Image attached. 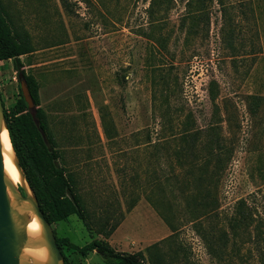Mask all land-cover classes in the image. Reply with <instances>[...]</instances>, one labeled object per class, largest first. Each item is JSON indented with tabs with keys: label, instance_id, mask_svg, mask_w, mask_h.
<instances>
[{
	"label": "rangeland",
	"instance_id": "rangeland-1",
	"mask_svg": "<svg viewBox=\"0 0 264 264\" xmlns=\"http://www.w3.org/2000/svg\"><path fill=\"white\" fill-rule=\"evenodd\" d=\"M0 3L88 218L51 223L65 264H107L74 249L94 239L147 264H264V0ZM0 93L22 102L13 59Z\"/></svg>",
	"mask_w": 264,
	"mask_h": 264
},
{
	"label": "trees",
	"instance_id": "trees-1",
	"mask_svg": "<svg viewBox=\"0 0 264 264\" xmlns=\"http://www.w3.org/2000/svg\"><path fill=\"white\" fill-rule=\"evenodd\" d=\"M25 54L24 46L13 32L0 3V60H14V69L20 81V93L23 94L21 82L24 81L34 104L31 109L23 96L21 104L11 114L5 111L12 146L50 224L65 221L76 215L89 229L87 214L77 193L73 175L57 165L60 153L40 107L37 82L34 76L25 70L21 60ZM57 243L62 251L64 244L59 239ZM74 249L79 250L82 255L97 252L107 260V264H147L141 252H118L100 239H94L82 248Z\"/></svg>",
	"mask_w": 264,
	"mask_h": 264
},
{
	"label": "water",
	"instance_id": "water-1",
	"mask_svg": "<svg viewBox=\"0 0 264 264\" xmlns=\"http://www.w3.org/2000/svg\"><path fill=\"white\" fill-rule=\"evenodd\" d=\"M21 89L26 102L32 109L34 104L24 81L21 82ZM4 131H7L10 138L0 93V264H65L52 226L42 212L34 191L26 183L25 173L13 146L14 164L21 176L22 189L17 187L5 173L1 142ZM32 215L41 224V236L35 240L31 239L27 233V224ZM42 247H45L48 252V260L45 263L29 259L23 254L25 248Z\"/></svg>",
	"mask_w": 264,
	"mask_h": 264
},
{
	"label": "bare ground",
	"instance_id": "bare-ground-1",
	"mask_svg": "<svg viewBox=\"0 0 264 264\" xmlns=\"http://www.w3.org/2000/svg\"><path fill=\"white\" fill-rule=\"evenodd\" d=\"M10 94V93H9ZM8 137V140L5 139ZM4 140V141H3ZM2 142V154L4 159V169L6 175L12 180V182L18 187L21 183V176L14 164L15 153L11 145V141L7 131H4L1 137ZM27 233L31 239H38L41 236V224L37 218L32 215L27 224ZM23 254L29 259L45 263L48 260V252L45 247L42 248H25Z\"/></svg>",
	"mask_w": 264,
	"mask_h": 264
}]
</instances>
